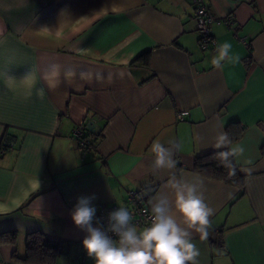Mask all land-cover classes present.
I'll use <instances>...</instances> for the list:
<instances>
[{
	"label": "crops",
	"instance_id": "obj_1",
	"mask_svg": "<svg viewBox=\"0 0 264 264\" xmlns=\"http://www.w3.org/2000/svg\"><path fill=\"white\" fill-rule=\"evenodd\" d=\"M207 4L216 45L202 50L191 0H0V232L18 231L16 244H0V264H22L12 254L24 255L35 230L62 243L56 264H95L71 219L78 197L94 195L97 211L129 210L137 190L151 210L158 193L174 200L172 173L202 181L215 209L206 240L189 229L198 264H264V0ZM224 42L233 59L218 70ZM52 65L59 76L46 79ZM79 124L94 142L85 152ZM229 125L244 127L229 146L245 148L235 158L243 192L193 169L195 157L221 150ZM156 141L172 148L174 169L153 170Z\"/></svg>",
	"mask_w": 264,
	"mask_h": 264
},
{
	"label": "clouds",
	"instance_id": "obj_2",
	"mask_svg": "<svg viewBox=\"0 0 264 264\" xmlns=\"http://www.w3.org/2000/svg\"><path fill=\"white\" fill-rule=\"evenodd\" d=\"M232 45L224 42L217 46V55L211 63L218 70L223 69L224 61H231ZM60 73L59 65H52L46 74L57 78ZM58 80L50 83V87H56ZM232 141L229 134L221 131L217 138L215 147L227 149L217 153L221 164L230 169L231 174H236L235 158L244 154L243 145L229 147ZM154 154L153 170L168 169L176 167V160L171 147H166L159 141L151 146ZM251 163V161H246ZM167 187L171 190L174 200L169 198L165 192L158 193L151 201V224L138 230L133 223L132 214L123 206L108 214V228L94 227L93 221L96 217V207L92 201L93 196L78 197L77 203L71 211L73 223L85 231L87 235L82 241L87 254L94 258L95 264H198L199 249L192 242V231L200 234L202 240L209 236L211 227L210 217L214 215L215 209L205 203L203 182H188L178 179L172 173L167 180ZM176 214L182 217V226L176 218ZM108 232L118 237L113 240Z\"/></svg>",
	"mask_w": 264,
	"mask_h": 264
},
{
	"label": "trees",
	"instance_id": "obj_3",
	"mask_svg": "<svg viewBox=\"0 0 264 264\" xmlns=\"http://www.w3.org/2000/svg\"><path fill=\"white\" fill-rule=\"evenodd\" d=\"M233 126L234 125H229L231 130H229L228 134L231 141H236L241 137L244 127H238L239 129L237 130V133H234V129L232 128ZM88 145L87 151L92 149L94 146V142L90 137ZM223 150L227 149H221L195 157L193 169L195 172L204 177L216 179L224 183L237 186L241 189V192H243L245 176L240 172L235 160V175H232L230 169L224 167L221 164L217 153ZM262 151H264V148H262ZM17 238V230L12 229L0 232V244H16ZM218 244L219 246L222 245L220 236L218 238ZM24 249L25 252L23 256H19L17 252L14 251L12 258L22 264H56L57 259L62 253V243L60 241L48 238L43 232L39 230H35L26 233Z\"/></svg>",
	"mask_w": 264,
	"mask_h": 264
},
{
	"label": "built area",
	"instance_id": "obj_4",
	"mask_svg": "<svg viewBox=\"0 0 264 264\" xmlns=\"http://www.w3.org/2000/svg\"><path fill=\"white\" fill-rule=\"evenodd\" d=\"M194 5V21L196 32L199 37V46L202 50L214 48L216 45L215 38L211 35L210 26L217 21L214 14L209 9L207 0H191ZM239 41L250 48V43L243 37ZM188 114L187 110H180L176 113L177 120H183ZM87 127L84 124H79L73 129V135L77 142L78 148L85 152L88 149L89 136L87 134ZM126 201L131 206L129 212L132 214L133 223L135 225L147 226L151 224V210L147 205V196H143L137 190H130L127 194ZM119 206L113 203H102L97 211V223L104 230L108 228V214L118 209ZM108 235L113 239H117L116 235L108 232Z\"/></svg>",
	"mask_w": 264,
	"mask_h": 264
}]
</instances>
